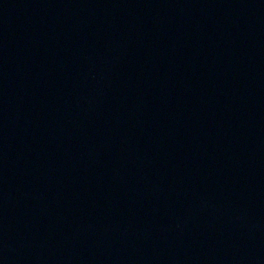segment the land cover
Wrapping results in <instances>:
<instances>
[{
  "label": "water",
  "instance_id": "water-1",
  "mask_svg": "<svg viewBox=\"0 0 264 264\" xmlns=\"http://www.w3.org/2000/svg\"><path fill=\"white\" fill-rule=\"evenodd\" d=\"M0 264H264V0H0Z\"/></svg>",
  "mask_w": 264,
  "mask_h": 264
}]
</instances>
